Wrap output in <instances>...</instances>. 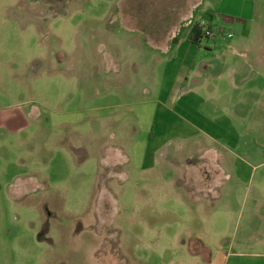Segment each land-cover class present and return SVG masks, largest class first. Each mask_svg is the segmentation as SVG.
I'll use <instances>...</instances> for the list:
<instances>
[{
	"label": "rangeland",
	"instance_id": "374dc122",
	"mask_svg": "<svg viewBox=\"0 0 264 264\" xmlns=\"http://www.w3.org/2000/svg\"><path fill=\"white\" fill-rule=\"evenodd\" d=\"M118 2L0 0V264H264V139L240 135L251 106L215 108L221 129L242 119L239 150H185V98L171 100L186 68L226 50L203 40L185 61V43L128 41ZM233 26L230 43L252 35ZM251 142L260 154L240 155ZM194 160L222 172L216 197L185 205Z\"/></svg>",
	"mask_w": 264,
	"mask_h": 264
},
{
	"label": "crops",
	"instance_id": "0c3cea01",
	"mask_svg": "<svg viewBox=\"0 0 264 264\" xmlns=\"http://www.w3.org/2000/svg\"><path fill=\"white\" fill-rule=\"evenodd\" d=\"M126 1L119 0L116 11L118 28L128 41L158 45L153 50L165 54L170 52L169 45L185 43V61L190 55V46L197 48L203 40L211 42L214 49L221 46L226 50L225 54L216 56L212 67L186 68L185 89H177L171 96L174 102L185 98V117L189 119L185 120V150L198 149L199 138L209 140L223 150L229 145L239 150L237 141L240 135H251L252 139L256 135L258 139H264V0H163L141 6H132ZM204 14L207 18L202 16ZM237 22L251 26L252 35L236 38L230 43L232 37L228 39L224 36V30L234 29L233 25ZM201 24L215 35L203 37L200 29L199 34L191 36V28L194 25L201 27ZM190 36L197 40V44L189 40ZM207 48L204 47L205 50ZM207 52L210 51L206 50L203 55L209 56ZM222 58L224 61H221ZM227 89L233 93L231 98L227 96ZM239 105H250L252 108L246 116L245 126L240 127L242 133L239 135L235 131L242 123L238 116H233L225 129L218 127L220 115L215 114V108L237 109ZM209 107L214 109L207 116L202 109ZM221 135H229L230 140L227 142ZM234 138L235 143L231 144ZM262 150L261 145L255 146L251 142L243 147L240 155L250 158L259 155ZM213 151L211 149L216 155ZM206 168L214 171L215 177L205 173ZM221 172L216 163L211 167L195 160L185 163V205L189 204V200L198 202L207 195L216 197L215 189L219 186ZM240 245L248 247L250 244L242 240ZM253 245L264 247V241L259 240ZM222 264L240 263L227 257Z\"/></svg>",
	"mask_w": 264,
	"mask_h": 264
},
{
	"label": "built area",
	"instance_id": "2783aa9c",
	"mask_svg": "<svg viewBox=\"0 0 264 264\" xmlns=\"http://www.w3.org/2000/svg\"><path fill=\"white\" fill-rule=\"evenodd\" d=\"M200 26L203 37H213L215 35V32L205 28L204 25L201 24Z\"/></svg>",
	"mask_w": 264,
	"mask_h": 264
},
{
	"label": "trees",
	"instance_id": "16d2710c",
	"mask_svg": "<svg viewBox=\"0 0 264 264\" xmlns=\"http://www.w3.org/2000/svg\"><path fill=\"white\" fill-rule=\"evenodd\" d=\"M201 27L197 26V25H194L192 28H191V36L193 34H199L198 32L200 31ZM191 36L189 37V40L194 43V44H197V40L196 39H191Z\"/></svg>",
	"mask_w": 264,
	"mask_h": 264
}]
</instances>
